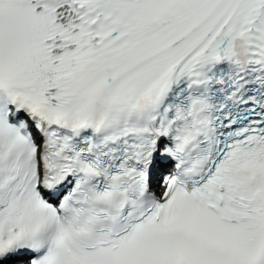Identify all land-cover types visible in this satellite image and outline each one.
<instances>
[{
	"label": "snow or ice",
	"instance_id": "snow-or-ice-1",
	"mask_svg": "<svg viewBox=\"0 0 264 264\" xmlns=\"http://www.w3.org/2000/svg\"><path fill=\"white\" fill-rule=\"evenodd\" d=\"M0 264H264V0H0Z\"/></svg>",
	"mask_w": 264,
	"mask_h": 264
}]
</instances>
